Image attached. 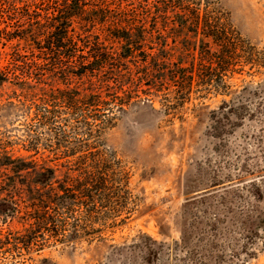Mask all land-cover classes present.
Returning a JSON list of instances; mask_svg holds the SVG:
<instances>
[{"label":"trees","instance_id":"trees-1","mask_svg":"<svg viewBox=\"0 0 264 264\" xmlns=\"http://www.w3.org/2000/svg\"><path fill=\"white\" fill-rule=\"evenodd\" d=\"M201 2L0 0L1 18L15 20L20 31L14 37L0 28V43L19 39L25 52L42 62L20 61V75L18 69L5 72L0 49V87L11 79L20 82L22 103L54 133L51 148L58 160L50 166L47 159L40 165L0 156V168L10 173L0 183L8 187L0 216L20 214L24 221L20 237H8L3 245L40 251L50 243L91 241L125 221L117 217L126 209L128 179L115 155L68 131L99 141L102 130L114 127L118 114L142 95L167 92L175 103L168 108L177 109L193 94L228 95L235 74L264 66L253 48L207 11L210 4L202 10ZM240 95L241 100L235 94L223 101V108L238 104V110H247L242 100L252 96Z\"/></svg>","mask_w":264,"mask_h":264},{"label":"rangeland","instance_id":"rangeland-1","mask_svg":"<svg viewBox=\"0 0 264 264\" xmlns=\"http://www.w3.org/2000/svg\"><path fill=\"white\" fill-rule=\"evenodd\" d=\"M181 1H202V10L209 3L207 11L264 64V0ZM14 23L0 14V28L15 37L20 31ZM0 49L5 72L18 69L20 75V61L41 62L19 39L3 40ZM244 70L229 80L228 95L193 94L177 109L168 108L175 103L167 92L142 95L118 114L114 127L102 130L99 141L68 131L115 155L128 179L126 209L117 217L125 221L91 241L20 251L2 242L19 238L24 221L20 214L0 216V264H264V66ZM241 92L252 96L242 100L247 110L223 108ZM24 101L17 80L0 87V156L40 165L47 159L54 166V133L34 120L35 109ZM9 175L0 168V183ZM6 189L0 188V198Z\"/></svg>","mask_w":264,"mask_h":264}]
</instances>
